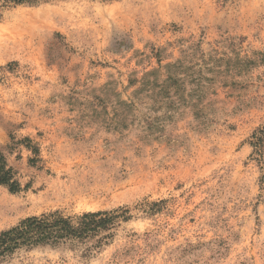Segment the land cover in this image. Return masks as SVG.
<instances>
[{
	"label": "rangeland",
	"instance_id": "obj_1",
	"mask_svg": "<svg viewBox=\"0 0 264 264\" xmlns=\"http://www.w3.org/2000/svg\"><path fill=\"white\" fill-rule=\"evenodd\" d=\"M30 11L36 37L0 51V154L19 184L0 183V233L57 209L133 217L90 257L0 264H264V0L0 2V32Z\"/></svg>",
	"mask_w": 264,
	"mask_h": 264
},
{
	"label": "trees",
	"instance_id": "obj_2",
	"mask_svg": "<svg viewBox=\"0 0 264 264\" xmlns=\"http://www.w3.org/2000/svg\"><path fill=\"white\" fill-rule=\"evenodd\" d=\"M49 0H0L3 5L39 4ZM0 183L10 190H19L18 182L13 180L12 169L7 168L0 154ZM163 200L140 204L141 211L153 214L159 211ZM133 217L131 209L120 206L112 210L84 211L66 214L62 210L44 212L40 215L22 219L15 226L0 233V262L19 249H32L50 246L82 250L84 256H92L108 246L122 222ZM118 255V253H117Z\"/></svg>",
	"mask_w": 264,
	"mask_h": 264
},
{
	"label": "bare ground",
	"instance_id": "obj_3",
	"mask_svg": "<svg viewBox=\"0 0 264 264\" xmlns=\"http://www.w3.org/2000/svg\"><path fill=\"white\" fill-rule=\"evenodd\" d=\"M41 12L46 15L49 12L51 13L54 12L55 14L60 13L56 8H47ZM37 13H40V12L30 11L28 13H24L19 21L14 22L13 24L9 26L7 32H0V51L3 49H7L9 46H13V47H19V46L25 47L26 46L27 47L28 45H30L33 38L36 37L33 29H34L35 24L38 23L35 18ZM26 34L28 35V37H26L27 36Z\"/></svg>",
	"mask_w": 264,
	"mask_h": 264
}]
</instances>
